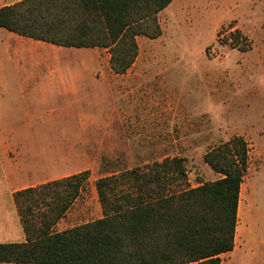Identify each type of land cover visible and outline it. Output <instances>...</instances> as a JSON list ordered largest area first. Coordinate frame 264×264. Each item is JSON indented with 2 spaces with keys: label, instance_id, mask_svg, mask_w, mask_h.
<instances>
[{
  "label": "trees",
  "instance_id": "16d2710c",
  "mask_svg": "<svg viewBox=\"0 0 264 264\" xmlns=\"http://www.w3.org/2000/svg\"><path fill=\"white\" fill-rule=\"evenodd\" d=\"M173 1L21 0L0 8V26L60 46L107 49L112 71L124 74L139 55L138 37L161 36L159 14ZM234 34L240 39V31ZM250 151L241 135L209 149L204 161L221 177L197 187L189 185L181 156L101 177L103 217L62 231L55 226L86 186L89 170L19 191L27 241L0 243V262L222 264L235 246Z\"/></svg>",
  "mask_w": 264,
  "mask_h": 264
},
{
  "label": "rangeland",
  "instance_id": "374dc122",
  "mask_svg": "<svg viewBox=\"0 0 264 264\" xmlns=\"http://www.w3.org/2000/svg\"><path fill=\"white\" fill-rule=\"evenodd\" d=\"M263 15L264 0H174L160 15L161 36L139 38L138 58L126 76H112L108 50L81 55L89 60L84 67L81 64L82 71L104 77L108 91L87 85L89 96L76 108L93 105L98 119L108 122L102 128L81 129L92 142L83 153L86 144L80 140L73 170H90L91 181L60 230L98 218L93 196L98 178L181 156L189 185L197 187L221 177L204 161L205 153L248 132L252 155L246 182L256 215L252 222L245 216V182L237 234L239 242L243 227L254 228L261 245L252 264H262L258 261L264 259V24L259 22ZM79 65L75 62L74 68ZM116 79L121 96L116 95L114 102L120 101L122 111H131L122 117L120 128L114 126L112 113ZM65 130L74 139L78 134L77 128L57 129L60 139ZM232 260L241 263L240 256Z\"/></svg>",
  "mask_w": 264,
  "mask_h": 264
},
{
  "label": "crops",
  "instance_id": "0c3cea01",
  "mask_svg": "<svg viewBox=\"0 0 264 264\" xmlns=\"http://www.w3.org/2000/svg\"><path fill=\"white\" fill-rule=\"evenodd\" d=\"M19 1L21 0H0V8ZM165 10L166 8L160 12L159 19ZM259 22L264 24V15ZM141 37L145 36H139L138 43ZM94 49L104 48L60 46L22 36L0 26V243L27 241V234L15 202V194L84 171V169L73 170V160L76 158L74 154L80 151L78 147L80 140L82 139L86 144L83 153L88 152L87 145L92 142V137L83 135L81 129L102 128L108 122L98 119L93 105L76 108V105H81V102L89 96L87 85L96 86L102 91L108 89V83L104 77L93 72L82 71L80 67L81 64L84 67L89 62L81 55ZM75 62L80 63L76 68H74ZM128 72L129 70L124 74L113 72L112 76L121 78ZM84 80L87 81L86 84L82 82ZM112 86L115 89L111 96L114 102L116 95L121 96L120 80L116 79ZM113 102V123L116 128H120L122 117L125 118V114L131 111H122L120 101ZM68 128L78 129L75 132L78 133L76 137L74 136L75 139L73 134H69L66 130L60 139L57 136V129ZM241 134L251 147L250 170L252 143L248 139L252 138L248 132ZM95 138L98 136H94ZM86 158H90L89 153L86 154ZM247 176L241 186L238 216L242 207V195ZM90 181L91 173L86 186L82 188L73 205L58 221L55 230L62 231L59 227L64 219L67 215L76 212L74 209L76 203L84 195ZM96 181L93 196L96 201L97 219H99L103 217V209ZM245 191L248 204L244 206V212L250 222L254 220L256 210L253 212L254 206L250 202L248 183ZM237 231L238 220L234 249L222 255V264H233L232 256H240V264H252V259L259 258L261 239L254 228L243 227L239 242ZM223 256L228 257L225 259ZM259 262L264 264V259H260ZM0 264L27 263L0 262Z\"/></svg>",
  "mask_w": 264,
  "mask_h": 264
}]
</instances>
